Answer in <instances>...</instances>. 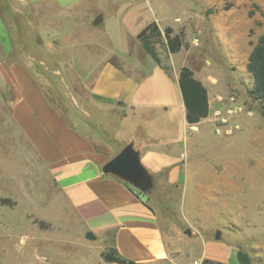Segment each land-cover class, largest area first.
Instances as JSON below:
<instances>
[{
    "label": "rangeland",
    "instance_id": "374dc122",
    "mask_svg": "<svg viewBox=\"0 0 264 264\" xmlns=\"http://www.w3.org/2000/svg\"><path fill=\"white\" fill-rule=\"evenodd\" d=\"M263 13L264 0H0V64L27 65L64 106L86 96L80 81L89 80L108 56L117 64L139 52V64L152 68L156 103L162 100L156 99L161 80L135 36L152 22L161 31L181 32L188 53L169 57L163 38L155 44L170 80L166 108H152L151 118L144 111L129 119L88 112L100 123L101 135L117 141L112 146L132 142L143 151L152 139V154L178 161L176 179L169 181L168 170L162 171L141 199L148 195L160 222L184 235L183 264H239L238 250L250 264H264V114L247 94L246 69L250 44L264 32ZM195 65L216 79L220 107L187 128L175 77L180 66ZM4 123L0 115V154L20 159L21 149L4 143ZM39 216L52 218V212L35 203L0 206V264H111L101 258V241L80 237L78 229H42Z\"/></svg>",
    "mask_w": 264,
    "mask_h": 264
},
{
    "label": "crops",
    "instance_id": "0c3cea01",
    "mask_svg": "<svg viewBox=\"0 0 264 264\" xmlns=\"http://www.w3.org/2000/svg\"><path fill=\"white\" fill-rule=\"evenodd\" d=\"M181 52L188 53L181 48L175 54ZM138 54L130 57L131 61L118 57L117 64L113 55L108 56L95 66L89 80L80 81L79 86L86 96L67 99L64 106L59 104L54 92L48 93L41 77L29 71L27 65L19 62L0 64L4 143L7 140L10 148L19 147L23 156L16 159L13 153L0 154V198L11 200L14 206L35 203L41 210L52 212V218L39 216L38 220L65 231L78 229L83 238L91 233L94 241L103 243L104 250L113 251L136 264H183L184 235L181 236L173 226L160 222L148 195V201H143L141 195L144 194L122 180L102 173V166L129 143L112 146L111 142L117 141L107 134L101 135L100 123L88 112L97 110L117 119H129L144 111L151 118L152 108L167 107L170 80L161 67L163 65H157L151 59L156 66L155 75L161 80L156 99H162L152 103V68L142 67L136 57L142 53ZM167 54L169 57L175 55ZM182 67L186 66L178 68L177 84ZM197 67L189 69L207 91L209 111L207 118L194 126L207 121L220 107L215 100L216 79L206 76L205 71L199 73ZM250 79L248 89L252 86L251 76ZM48 84L53 91L50 80ZM178 106L182 108L183 125L190 128L185 121L182 96ZM0 142L2 145L1 139ZM131 144L139 151L141 164L152 178L168 170L167 179H176L180 171L176 166L178 161L152 154V139L143 151Z\"/></svg>",
    "mask_w": 264,
    "mask_h": 264
},
{
    "label": "trees",
    "instance_id": "16d2710c",
    "mask_svg": "<svg viewBox=\"0 0 264 264\" xmlns=\"http://www.w3.org/2000/svg\"><path fill=\"white\" fill-rule=\"evenodd\" d=\"M252 7L258 9L255 5H252ZM253 15V11L248 12V17L251 18ZM262 17L264 19V13L262 14ZM161 38L165 40L167 53L175 54L179 52L181 48L186 49L187 45L181 32L174 34L173 30L169 27L161 31L155 22L150 23L137 34L136 39L140 42L143 50L157 65H161V62L156 52L155 44ZM250 45L252 46V49L248 56L246 69L252 78V86L247 90V94L251 100L260 104V113L264 114V33L257 38L255 44ZM161 67L163 70H166L165 66ZM178 86L185 108L186 123L190 126H194L207 118L209 111L207 91L201 82L194 78L193 73L189 68H180L178 74ZM0 205L14 206V203L9 199L0 198ZM38 224L42 229L48 227V225L42 221H38ZM86 238L90 240L95 239L91 233H87ZM101 258L104 262L111 264H136L133 261L118 256L113 251L103 252ZM236 258L239 264L251 263L248 254L242 250L236 252ZM202 264L222 263L204 260Z\"/></svg>",
    "mask_w": 264,
    "mask_h": 264
},
{
    "label": "water",
    "instance_id": "95a60500",
    "mask_svg": "<svg viewBox=\"0 0 264 264\" xmlns=\"http://www.w3.org/2000/svg\"><path fill=\"white\" fill-rule=\"evenodd\" d=\"M100 23V17L93 21ZM105 175L114 176L142 194H148L153 188V179L144 169L139 153L131 143L125 145L114 157L101 168ZM189 233V232H187Z\"/></svg>",
    "mask_w": 264,
    "mask_h": 264
}]
</instances>
